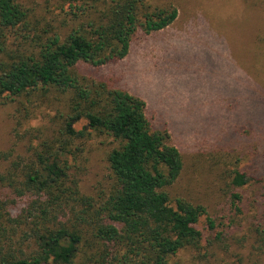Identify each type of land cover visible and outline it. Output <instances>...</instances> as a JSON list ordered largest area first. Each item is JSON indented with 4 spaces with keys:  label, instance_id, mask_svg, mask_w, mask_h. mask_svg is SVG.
<instances>
[{
    "label": "trees",
    "instance_id": "trees-1",
    "mask_svg": "<svg viewBox=\"0 0 264 264\" xmlns=\"http://www.w3.org/2000/svg\"><path fill=\"white\" fill-rule=\"evenodd\" d=\"M59 1L62 10L67 6L62 14L77 22L63 37L56 27L55 33L49 25L39 29L19 0H0V99L38 88L67 95L58 136L42 141L28 163L12 162L7 173L0 172V186L10 193L0 199V264L204 262V255L193 253L203 241L196 226L206 218L211 250L228 239L223 218L243 215L244 198L236 188L250 181L249 172H233L229 216L216 219L200 204L172 200L166 189L179 178L183 163L170 143L169 126L147 117L143 99L77 72L80 64L99 69L123 61L137 33L167 29L177 9L146 0ZM81 120L86 125L76 130ZM90 132L115 144L107 155L110 185L97 197L83 195L72 173L79 150L74 142ZM20 203L12 216L8 206ZM22 225L21 238L33 247L28 253L15 239ZM183 252L188 254L182 260Z\"/></svg>",
    "mask_w": 264,
    "mask_h": 264
},
{
    "label": "rangeland",
    "instance_id": "rangeland-1",
    "mask_svg": "<svg viewBox=\"0 0 264 264\" xmlns=\"http://www.w3.org/2000/svg\"><path fill=\"white\" fill-rule=\"evenodd\" d=\"M146 1L174 6L177 19L159 33H137L123 61L99 69L80 64L77 72L143 99L147 117L157 126H169L170 143L180 150L183 163L179 178L166 189L172 200L200 204L216 219L229 216L233 172H249L250 181L236 188L244 198L243 215L231 218L233 223L230 216L223 218L228 239L211 250L202 217L196 227L203 241L193 253L205 261L188 264H264V0ZM19 2L39 29L49 25L55 33L56 27L63 37L77 24L63 15L67 6L62 10L59 0ZM66 104L67 95L54 88L0 99L1 173L12 162L28 163L42 141L58 136ZM155 111L160 116L153 117ZM85 125L81 120L74 127ZM74 144L79 150L72 173L80 192L97 197L110 185L107 155L115 144L95 132ZM9 196L0 186V199ZM22 205L7 211L15 217ZM25 227L15 239L28 253L33 247L21 238Z\"/></svg>",
    "mask_w": 264,
    "mask_h": 264
}]
</instances>
